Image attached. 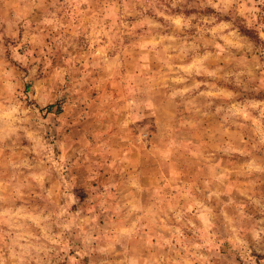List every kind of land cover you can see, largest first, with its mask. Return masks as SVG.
Wrapping results in <instances>:
<instances>
[{
  "label": "rangeland",
  "instance_id": "374dc122",
  "mask_svg": "<svg viewBox=\"0 0 264 264\" xmlns=\"http://www.w3.org/2000/svg\"><path fill=\"white\" fill-rule=\"evenodd\" d=\"M0 264H264V0H0Z\"/></svg>",
  "mask_w": 264,
  "mask_h": 264
}]
</instances>
